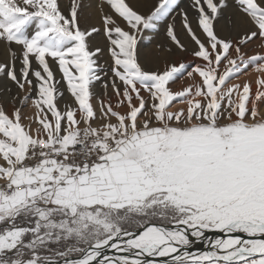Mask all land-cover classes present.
I'll list each match as a JSON object with an SVG mask.
<instances>
[{
  "label": "snow or ice",
  "instance_id": "snow-or-ice-1",
  "mask_svg": "<svg viewBox=\"0 0 264 264\" xmlns=\"http://www.w3.org/2000/svg\"><path fill=\"white\" fill-rule=\"evenodd\" d=\"M142 7L0 0V264H264V0Z\"/></svg>",
  "mask_w": 264,
  "mask_h": 264
},
{
  "label": "rangeland",
  "instance_id": "rangeland-1",
  "mask_svg": "<svg viewBox=\"0 0 264 264\" xmlns=\"http://www.w3.org/2000/svg\"><path fill=\"white\" fill-rule=\"evenodd\" d=\"M69 2H70V0H61L62 6L64 4H69ZM94 2H95V0H94ZM177 3H180L181 8H187L188 7V4H189V0H177ZM179 11H180V9H177V12H179ZM173 16L176 17V21H175V23H176V30H177V33H178L180 39L182 40L181 34H185V33L183 31L181 32L180 18H179V16H177L176 13H173ZM193 26L195 27V25H193ZM160 27L164 29L165 28V25H161ZM159 28L156 29V30H151V31L145 32L141 36V38L139 39V41H138V48H139L140 53H141V59H142V56L144 54H146V51L151 50V52H153L155 50V52L158 53V54H162V55H165V56L172 55L174 58L177 59V61H181L183 63L185 62V64H188V65L194 64L195 63V60H194L193 57H191L189 55V58L190 59L188 61H185L186 58H185V55L184 54H186V53H181L178 50H176L175 48H173L172 53H167L166 51H163L162 52L160 50L159 46L163 45L166 48L167 45H168V42H167V38L165 36V29H164V33H163L164 36H161L159 38L160 40L157 39V38H154V37H156L155 34H156V32L159 31ZM145 34H146V36H145ZM147 36H149V37H147ZM99 39H100V37L98 36L96 38V40H94V41H97ZM94 45H97V44L94 43ZM98 45L99 46L101 45V47L105 48L104 54L99 57V63L105 69H107V67H108V65L110 63V59H109V56H108L107 50H106V42L104 41L103 44L99 43ZM256 48H257V40L254 41V42H250L248 44V46L243 49V51L247 52L248 54H250L251 52H255L256 53ZM263 48L264 47H261L259 50L261 51ZM6 56H7V52H6L5 48L2 45H0V62H3L4 59L6 58ZM17 67H19V65H17ZM109 75H110V73H109ZM190 83H191V81L185 75L182 79H177L174 83H172L170 85V87L172 88L173 91H178V90H182L183 87L188 86V84H190ZM101 93H102V89L98 88L97 89V94L100 95ZM0 95H2V92H0ZM65 96H66V101L65 100L60 101L61 108H63L65 102L71 103V99L69 97H67V93H65ZM0 102H2V101H0ZM4 106L6 107V109L8 111L13 110V106L10 103H5ZM22 112H23V115L25 117H31L33 115L34 109L31 107L30 101L28 102L27 105H25L23 107ZM25 123L26 124L29 123V120L26 119L25 120Z\"/></svg>",
  "mask_w": 264,
  "mask_h": 264
},
{
  "label": "bare ground",
  "instance_id": "bare-ground-1",
  "mask_svg": "<svg viewBox=\"0 0 264 264\" xmlns=\"http://www.w3.org/2000/svg\"><path fill=\"white\" fill-rule=\"evenodd\" d=\"M138 3L144 5V7H142L140 10L141 11H146L147 10V6L152 2V0H137ZM178 22V21H177ZM88 24L89 25H95V26H99L100 25V20H99V16L95 14V12H93L92 14V17L90 18V20L88 21ZM85 23L82 21L81 22V27H85ZM162 29V30H161ZM165 29V28H164ZM164 29L163 28H159V31L156 32L154 38H157L159 39L161 36H164ZM182 32V31H181ZM223 34H227V33H223ZM146 36V34H145ZM149 37V36H147ZM153 38V39H154ZM163 38V37H162ZM161 38V39H162ZM180 38V37H179ZM181 38H182V41L188 45L189 47V52L191 51V47L192 45L189 44V38L186 37L185 34H181ZM160 40V39H159ZM164 40V39H163ZM166 41V40H165ZM159 42V41H158ZM168 42V41H167ZM93 45L94 43L96 44H103L104 43V40L103 39H99L97 41H93L92 42ZM260 41L257 40V48H256V53L255 52H251L250 55H254L255 54H261V55H264V48L260 51L259 49L261 48L260 46ZM101 46V45H100ZM185 55V61H188L190 58H189V54L186 53L184 54ZM165 61H175V62H181V61H177L176 58H174L172 55H168V56H165V55H162V54H158L155 52V50L153 52H151V50L149 51H146V54H144L142 56V59H141V64L144 66V68L146 70H149V71H155L157 69H160V70H163L164 68V62ZM185 63V62H184Z\"/></svg>",
  "mask_w": 264,
  "mask_h": 264
},
{
  "label": "water",
  "instance_id": "water-1",
  "mask_svg": "<svg viewBox=\"0 0 264 264\" xmlns=\"http://www.w3.org/2000/svg\"><path fill=\"white\" fill-rule=\"evenodd\" d=\"M197 250H203L202 246L197 245L196 247L193 248V251H197Z\"/></svg>",
  "mask_w": 264,
  "mask_h": 264
}]
</instances>
